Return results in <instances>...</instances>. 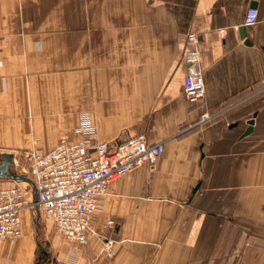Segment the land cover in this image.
Masks as SVG:
<instances>
[{"label":"crops","instance_id":"obj_1","mask_svg":"<svg viewBox=\"0 0 264 264\" xmlns=\"http://www.w3.org/2000/svg\"><path fill=\"white\" fill-rule=\"evenodd\" d=\"M190 32L199 104L184 91ZM262 46L264 0H0V153L48 151L87 119L101 141L164 146L154 167L110 183L87 244L47 228L42 264H264ZM29 213L0 264H38Z\"/></svg>","mask_w":264,"mask_h":264},{"label":"built area","instance_id":"obj_2","mask_svg":"<svg viewBox=\"0 0 264 264\" xmlns=\"http://www.w3.org/2000/svg\"><path fill=\"white\" fill-rule=\"evenodd\" d=\"M258 22L259 9L248 8L244 26H255ZM221 34L225 35L226 30L222 29ZM187 43L184 91L190 102L199 104L206 97V82L200 67L198 35L190 32ZM261 88L264 90V77ZM209 119V113L202 115V120ZM74 132L78 139L65 136L48 151L24 152L30 175L27 177L38 190L37 202L31 185L23 188L13 181L0 187V247L4 240L22 236V212L36 208L53 223L57 233L68 240L87 244L110 183L144 166L154 167L164 152L163 144H151L145 134L126 138L111 148L110 143L100 140L88 119ZM113 246L114 241L106 238L103 250L107 257L112 256Z\"/></svg>","mask_w":264,"mask_h":264},{"label":"rangeland","instance_id":"obj_3","mask_svg":"<svg viewBox=\"0 0 264 264\" xmlns=\"http://www.w3.org/2000/svg\"><path fill=\"white\" fill-rule=\"evenodd\" d=\"M65 137V136H64ZM68 137V136H67ZM70 138V137H68ZM71 139V138H70ZM29 150V149H28ZM31 150V149H30ZM27 150H24L22 152H19L18 154H16V161H15V165L13 167H11V171L20 175H25V176H30L29 175V171H28V166H27V162L25 160L24 157V152ZM2 154V153H0ZM3 161V158L0 157V163ZM14 180L11 179H6L5 182L7 183V185L13 184ZM4 182V181H3ZM19 186L25 188L27 186H29L30 184L27 182H18ZM30 224L32 226V230L34 232V235L40 245L41 250L46 249V230L47 228H52L54 229V225L51 221L47 220L41 210L39 208H36L35 210H31L30 211ZM55 230V229H54ZM56 231V230H55ZM41 255V254H40Z\"/></svg>","mask_w":264,"mask_h":264},{"label":"water","instance_id":"obj_4","mask_svg":"<svg viewBox=\"0 0 264 264\" xmlns=\"http://www.w3.org/2000/svg\"><path fill=\"white\" fill-rule=\"evenodd\" d=\"M239 31H240L241 39L245 41V44L253 45V42L248 37L247 28L245 26H241ZM262 50H264V46H262ZM248 123L250 124V127L248 128L246 134H249L252 132L254 119H251ZM122 140H124V139H118L117 141L110 143V147L114 148ZM0 157L3 158V161L0 163V178L11 179V180H14L16 182H27V183H29L33 188L34 201L37 202L39 199V196H38V190H37L34 182L30 178H28L27 176L14 173L10 170L11 167H13L15 165L14 154L2 153V154H0ZM46 254H47L46 250H43L42 255H40V257H39L38 264L43 263L42 261L45 260ZM48 261H50V260H48Z\"/></svg>","mask_w":264,"mask_h":264}]
</instances>
